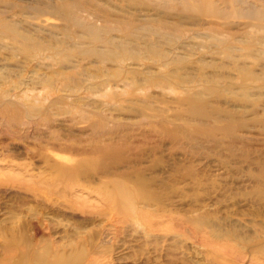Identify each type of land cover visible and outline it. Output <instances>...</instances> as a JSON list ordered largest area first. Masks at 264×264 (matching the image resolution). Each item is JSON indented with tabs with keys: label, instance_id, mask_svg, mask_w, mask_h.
<instances>
[{
	"label": "rangeland",
	"instance_id": "obj_1",
	"mask_svg": "<svg viewBox=\"0 0 264 264\" xmlns=\"http://www.w3.org/2000/svg\"><path fill=\"white\" fill-rule=\"evenodd\" d=\"M256 9L0 0V264H264Z\"/></svg>",
	"mask_w": 264,
	"mask_h": 264
},
{
	"label": "bare ground",
	"instance_id": "obj_2",
	"mask_svg": "<svg viewBox=\"0 0 264 264\" xmlns=\"http://www.w3.org/2000/svg\"><path fill=\"white\" fill-rule=\"evenodd\" d=\"M75 7H74V5H68V4H63L62 6L60 5V6H57V9L59 10V11H61V10H64L66 13H67V15L68 16H70L71 18H73V20H75V18H74V13H73V9H74ZM254 12L255 13H257V16L260 18V19H264V9H256V11L254 10ZM77 19V18H76ZM263 22H264V20H262ZM262 23V22H261ZM260 23V24H261ZM54 79V78H53ZM54 81V80H53ZM52 81V82H53ZM8 82V81H7ZM46 87H53L54 85H53V83H51V81H46ZM43 85H44V83H43ZM16 86V85H15ZM20 86V85H19ZM65 86V85H64ZM3 92V91H2ZM9 94H6L5 95V93L3 94V95H1L0 96V102L2 101V100H6L5 99V96L7 97ZM4 98V99H3ZM20 98V102L19 103H15V102H12V101H9V102H11L10 104L13 106V104H19L18 106H19V108H18V106H17V108H18V110H16V111H14L13 113H12V116L10 117V119H12L13 117V120L16 118L15 117V114L18 112L19 114L21 113V112H23V111H26V117H30V116H32V114H35V113H37V112H43V110L45 109V108H47V109H50V111L48 112V110H47V112H45V114H46V116H49V114H50V112H51V109H55V105H56V103L54 102V103H52L51 105H49L48 107H41V106H43V105H41L40 107H38L37 106V104L35 103V102H32V101H30V100H28V99H25V97H19ZM45 99H47V98H45ZM44 99V100H45ZM37 101V100H36ZM47 101V100H46ZM8 102V101H7ZM39 103V102H38ZM14 107H16V106H14ZM7 108V107H6ZM20 109V110H19ZM7 110V109H6ZM18 113H17V115H18ZM45 114H43V115H45ZM7 116H10V115H7ZM51 116V115H50ZM19 117V116H18ZM15 120H17V119H15ZM48 120V119H47ZM4 121V120H3ZM18 121V120H17ZM9 122V123H8ZM5 124L6 125H8V126H10L11 125V121L8 119L7 120V123L5 122ZM7 127V126H6ZM61 169V168H60ZM66 174V173H65ZM61 175H63V174H61ZM122 187V186H121ZM120 186H118L117 187V189H116V197L119 199H121V201H122V203H123V205H124V208L126 209V210H128V211H131V207H130V198H131V196L129 195V193L128 192H126L123 188H121ZM134 198V197H133ZM122 208V207H121ZM106 234V233H105ZM108 236V235H107ZM105 238H106V235L104 236ZM104 237H101L100 238V243L101 242H103L104 241ZM106 240V239H105ZM107 241V240H106ZM170 250V249H169ZM70 256V255H69ZM81 256V255H80ZM80 256H77V255H72L71 256V258H69V257H61L60 255H58L57 254V256L53 259V260H50V259H47V257H46V255L45 254H41L38 258H37V264H72V263H75V264H79V261H80ZM26 264V263H25ZM88 264H94V262H90V263H88Z\"/></svg>",
	"mask_w": 264,
	"mask_h": 264
}]
</instances>
